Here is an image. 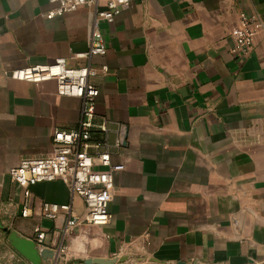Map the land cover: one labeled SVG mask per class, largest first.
<instances>
[{
	"label": "crops",
	"instance_id": "crops-1",
	"mask_svg": "<svg viewBox=\"0 0 264 264\" xmlns=\"http://www.w3.org/2000/svg\"><path fill=\"white\" fill-rule=\"evenodd\" d=\"M54 8L0 0V264H28L7 237L35 240V229L59 264H264V35L245 57L231 52L238 13L264 23V0H134L112 23L97 18L101 0L48 19ZM57 60L94 72L95 123L106 127L94 142L124 166L109 223L70 233L85 206L68 185L24 189L8 176L49 156L54 131L79 126L81 100L55 81L7 76ZM43 203L71 216L46 220Z\"/></svg>",
	"mask_w": 264,
	"mask_h": 264
},
{
	"label": "built area",
	"instance_id": "built-area-1",
	"mask_svg": "<svg viewBox=\"0 0 264 264\" xmlns=\"http://www.w3.org/2000/svg\"><path fill=\"white\" fill-rule=\"evenodd\" d=\"M48 1L55 6L47 14L48 19L91 6L93 2V0ZM101 1L104 2V10L97 14V18L112 23L123 10L130 8L134 0ZM260 34L264 35V23L258 15L240 11L237 25L231 32L232 54L239 58L245 57ZM90 54L104 55L105 47H91L88 55ZM93 75L94 72L90 68H66L63 60H57L52 65L34 66L7 73L12 80L33 84L53 80L59 96L78 98L82 102L78 128L70 132L54 131L53 151L49 156L22 160L18 167L8 172L11 181L24 189L40 183L60 181L82 199L85 213L81 217L68 219L65 233H70L80 222L91 226H105L109 223L111 219L109 208L114 196V173L124 169L122 165H112L110 154L101 152L99 150L101 143L94 142V134L106 132V127L104 122L95 123V104L99 91L89 81ZM41 214L46 220H55L64 214L71 216L69 206L48 203L42 204ZM28 215L29 210L24 207L21 216L26 218ZM44 239L43 231L35 229L34 241L39 250L44 249Z\"/></svg>",
	"mask_w": 264,
	"mask_h": 264
},
{
	"label": "water",
	"instance_id": "water-1",
	"mask_svg": "<svg viewBox=\"0 0 264 264\" xmlns=\"http://www.w3.org/2000/svg\"><path fill=\"white\" fill-rule=\"evenodd\" d=\"M7 242L11 248L21 256L28 264H48L50 261L56 264L54 252L47 249L39 250L35 241L19 236L14 232H10ZM84 264H114L113 260L104 261L100 259L86 260ZM72 264V263H69Z\"/></svg>",
	"mask_w": 264,
	"mask_h": 264
}]
</instances>
